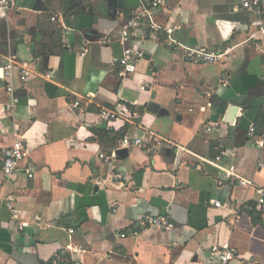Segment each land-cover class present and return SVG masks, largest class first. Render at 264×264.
<instances>
[{"label": "crops", "instance_id": "crops-1", "mask_svg": "<svg viewBox=\"0 0 264 264\" xmlns=\"http://www.w3.org/2000/svg\"><path fill=\"white\" fill-rule=\"evenodd\" d=\"M150 1L13 0L0 8V104L9 84L19 98L14 113L0 111V264H48L58 255L71 264H218L211 248L220 244L235 252L230 264H264V207L254 210L260 221L251 212L264 196V12L246 8L249 0H165L154 16L174 28L175 46L148 37L145 20L124 39ZM184 46L233 51L199 63ZM128 47L143 57L122 80ZM24 62L31 73L22 81ZM104 107L119 116L103 118ZM120 132L145 142L119 153ZM17 136L27 156L6 178L2 154ZM102 152L116 156L105 161ZM114 173L121 184L111 182ZM12 192L18 219L5 203ZM158 215L174 227H140V218Z\"/></svg>", "mask_w": 264, "mask_h": 264}, {"label": "built area", "instance_id": "built-area-1", "mask_svg": "<svg viewBox=\"0 0 264 264\" xmlns=\"http://www.w3.org/2000/svg\"><path fill=\"white\" fill-rule=\"evenodd\" d=\"M13 0H0V8L4 11L8 10L12 6ZM165 0H151L150 3L143 8L142 10L135 13V15L129 20L127 23L124 31H123V38L126 39L129 35V29L138 26V22L140 20H145L147 22L146 27L148 28L147 36L152 39H158L160 36L163 38V41L166 43L168 47H173L176 44V41L172 37L174 32L173 27H164L160 25L157 20L155 19L154 11L164 5ZM244 6L251 11H263L264 12V0H249L244 2ZM53 19H56L54 17ZM259 32L264 35V24L260 27ZM186 57L194 62L199 63H218L221 61L226 60L230 57L233 48L226 47V48H210L208 46H184ZM143 57V52L140 50H134L132 48H126L123 52L122 57L119 59V63L121 65L120 76L122 80H127L135 71H136V63ZM5 75L7 77L12 76V64H8L4 67ZM31 71L27 63H23L21 65V72L20 78L22 81H25L28 76L30 75ZM142 89H145L146 86L142 85ZM8 93L10 98L0 104V111H5L8 113H14L18 103L19 98L13 94V86L9 84L7 86ZM91 99L89 96L84 98L78 97L72 103L74 108H80L83 104L90 102ZM205 107H202V110H205ZM100 114L105 119H115L117 118L118 112L111 108H102ZM134 115H138L137 112ZM217 124V123H215ZM213 123H209L207 126V131H211L213 129ZM251 131L254 132L255 128L252 127ZM145 142V139L135 137H124L122 140L123 147H131V146H141ZM154 144V148L160 147L163 143V139L152 140ZM263 146L264 143H261ZM27 156V149L25 140L22 136H17L14 143L5 148L2 154V171L6 178H11L17 171H22L21 162ZM115 153L112 152L111 154L100 153V157L105 161H111L115 158ZM216 161L221 160V155L215 157ZM27 176L33 177V173L30 170H27ZM226 177L231 178L235 176L234 167H231L229 170L225 171ZM123 176L119 173L112 174L111 182L119 185L121 184ZM241 184H249L251 183L250 180H246L240 178ZM15 202H16V195L12 193H8L5 196V203L12 210V217L18 219V214L15 210ZM229 202L222 203L220 201H215V206L217 207H224L229 206ZM264 207V196L258 199V202L255 208H263ZM141 228L144 229H155V230H166L172 229L174 227V223L171 221L169 216L166 215H158V216H145L140 218L138 221ZM26 225V222H21L19 224L20 228L23 229ZM72 232V231H71ZM130 235H138L137 230H133L129 232ZM128 234L123 233L122 237H126ZM213 254L217 255L218 264H230V261L235 257V252L231 248L229 244H220L214 245L211 248ZM48 264H71L66 258L62 256H55L53 257Z\"/></svg>", "mask_w": 264, "mask_h": 264}, {"label": "water", "instance_id": "water-1", "mask_svg": "<svg viewBox=\"0 0 264 264\" xmlns=\"http://www.w3.org/2000/svg\"><path fill=\"white\" fill-rule=\"evenodd\" d=\"M237 110H238L237 106H235V105L230 106L225 120L228 121V122H233ZM118 152L127 154L128 153V149L126 147L125 148H121V150H119Z\"/></svg>", "mask_w": 264, "mask_h": 264}, {"label": "trees", "instance_id": "trees-1", "mask_svg": "<svg viewBox=\"0 0 264 264\" xmlns=\"http://www.w3.org/2000/svg\"><path fill=\"white\" fill-rule=\"evenodd\" d=\"M116 136H117V138L119 137V138L123 139L125 135L123 132H120V133H116ZM254 210H255V206L251 209V212L255 214V217H254L255 220L260 221L258 218V214Z\"/></svg>", "mask_w": 264, "mask_h": 264}]
</instances>
